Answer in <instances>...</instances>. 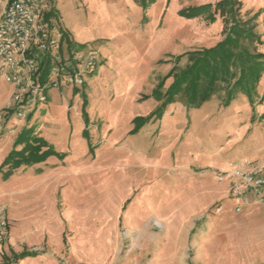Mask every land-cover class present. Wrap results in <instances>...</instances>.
<instances>
[{
	"label": "rangeland",
	"instance_id": "374dc122",
	"mask_svg": "<svg viewBox=\"0 0 264 264\" xmlns=\"http://www.w3.org/2000/svg\"><path fill=\"white\" fill-rule=\"evenodd\" d=\"M224 1L52 0L74 55L100 57L83 87L62 81L27 119L7 113L12 86L0 76V264H264V204L238 213L216 178L261 157L264 72L253 102L239 92L226 104L222 85L199 107L181 93L146 135H122L135 127L129 111L161 108L154 91L173 83L178 56L185 67L187 53L225 39ZM239 1L263 42L241 43L264 54V0ZM24 129L53 153L5 164ZM24 252L35 254L16 260Z\"/></svg>",
	"mask_w": 264,
	"mask_h": 264
},
{
	"label": "built area",
	"instance_id": "2783aa9c",
	"mask_svg": "<svg viewBox=\"0 0 264 264\" xmlns=\"http://www.w3.org/2000/svg\"><path fill=\"white\" fill-rule=\"evenodd\" d=\"M52 8V0H0V76L12 86L7 113L21 119L47 103L49 90L60 88L62 81L83 87L100 57L95 49L74 55L56 17L47 19ZM216 178L229 182V198L238 213L264 204V158L233 162ZM6 236L7 222L0 217V241Z\"/></svg>",
	"mask_w": 264,
	"mask_h": 264
},
{
	"label": "trees",
	"instance_id": "16d2710c",
	"mask_svg": "<svg viewBox=\"0 0 264 264\" xmlns=\"http://www.w3.org/2000/svg\"><path fill=\"white\" fill-rule=\"evenodd\" d=\"M135 1L143 6L147 3V0ZM219 6L222 8L223 15L226 16L225 39L213 48H203L187 53L185 67L181 68L177 63L184 55L178 56L168 75L174 78L173 83L163 92L161 89L164 87V82L160 81L154 91L158 100L162 101L161 108L157 112H152L148 117H136L133 120L135 127L130 131V135L138 133L152 115L162 113V109L181 93L186 95L189 106L199 107L211 99L222 85L226 88V104H229L239 92L247 95L251 102L254 101L253 94L256 93V87L264 72V54H260L257 50L251 51L242 45L241 40H250L252 44L263 43L261 35L256 32L255 17L249 21L242 20L239 0H225ZM56 13V8L53 6L47 19L57 18ZM195 14L196 12H191L188 15L194 16ZM65 36L70 39L67 32ZM69 46H72L71 39ZM16 144H23V148L19 151L14 150L6 159L5 164L10 162L12 166L17 167L21 164L42 162L53 153L43 137L30 135L28 129L22 131ZM44 147L48 148L44 149ZM32 254L35 252H24L17 257L13 254V257L18 260Z\"/></svg>",
	"mask_w": 264,
	"mask_h": 264
},
{
	"label": "crops",
	"instance_id": "0c3cea01",
	"mask_svg": "<svg viewBox=\"0 0 264 264\" xmlns=\"http://www.w3.org/2000/svg\"><path fill=\"white\" fill-rule=\"evenodd\" d=\"M68 33V32H67ZM123 91V90H122ZM137 98H139V95L138 96H136ZM136 98V99H137ZM136 102V101H135ZM134 102V103H135ZM133 103V104H134ZM68 107H69V104H68ZM152 112V110H149V111H147V112H144L143 113V117H146V116H148L150 113ZM140 115H138V113H136V112H132V111H129V118H128V122L129 121H131V122H133V120L136 118V117H139ZM149 128H150V126L149 125H145V126H143L142 127V129L138 132V133H136V134H134V135H146V132H147V130H149ZM132 130V128H129L128 130H126V131H124L123 132V134L122 135H126V133H127V135H130V131ZM259 154H260V159L261 158H264V148L259 152ZM254 212V211H253ZM250 214V213H249ZM251 214H253V213H251ZM10 242V241H9ZM10 244V243H9ZM0 248H1V246H0ZM0 251H1V249H0Z\"/></svg>",
	"mask_w": 264,
	"mask_h": 264
}]
</instances>
